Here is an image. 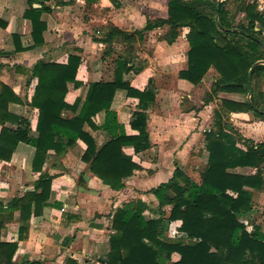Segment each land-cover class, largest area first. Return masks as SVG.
<instances>
[{
  "label": "crops",
  "instance_id": "0c3cea01",
  "mask_svg": "<svg viewBox=\"0 0 264 264\" xmlns=\"http://www.w3.org/2000/svg\"><path fill=\"white\" fill-rule=\"evenodd\" d=\"M29 1L0 0V83L9 87L18 99L9 105L4 126L15 130L18 119L27 118L30 134L36 137L38 110L29 105L38 81L30 79L35 64L43 61L66 65L69 56L80 57L76 76L79 86L68 84L65 97L69 105L79 102L78 113L91 84L114 81L113 60L123 49L113 44L114 53L106 56V46L96 39L102 37L108 25L134 32L142 31L148 21L167 19L170 0H99L90 6L83 0H49L45 4L50 11L41 16L46 24L44 42L34 48L31 22L24 14L30 6L34 9L41 6L29 5ZM260 1L253 0V3L257 11L264 14L259 11ZM168 30L169 27L164 26L144 33L143 39L135 45L136 71L123 76V81L139 91H144L151 83L154 93V101L146 111L151 146L138 154L133 147L123 149L139 167L125 181L124 189H111L88 170L82 161L86 145L78 141L61 157L48 152L41 170L53 177L46 204L41 201L37 205L32 202L19 207L15 204L17 201L27 194L37 193L36 183L41 173L33 171L35 149L20 143L9 161L0 160V264H8L10 259L11 249L1 248L3 245H16L12 264H107L109 240L114 234L112 216L117 209L141 201L146 206L145 219H158L161 212L169 214L170 207L160 208L151 190L169 182L177 168L200 182V173L208 163L206 134L219 120L217 114L221 112L222 101L251 103L250 97L249 94L219 93L206 104L205 96L217 78L215 70L211 68L197 86L181 79L179 73L187 67L190 49L186 40L188 29H183L172 44L163 39ZM137 105L138 100L129 98L125 90L116 91L111 109L127 136L138 134L130 126ZM92 121L97 126L102 125L104 113L97 114ZM223 121L243 139L264 143V121L252 112H230ZM1 130L0 126V133ZM84 130L99 148L110 140L103 131L87 126ZM236 146L246 149L239 142ZM262 171L264 177V166ZM228 173L254 176L257 170L235 168ZM252 192L253 213L241 220L249 233L256 226L262 227L264 233V190ZM39 209L41 212L35 215V210ZM180 227V221L168 223L166 237H182ZM178 258L173 256L175 261Z\"/></svg>",
  "mask_w": 264,
  "mask_h": 264
},
{
  "label": "trees",
  "instance_id": "16d2710c",
  "mask_svg": "<svg viewBox=\"0 0 264 264\" xmlns=\"http://www.w3.org/2000/svg\"><path fill=\"white\" fill-rule=\"evenodd\" d=\"M48 1L30 0L29 5L36 3L41 7L30 6L24 14L31 22L33 48L44 42L46 24L41 16L50 11L45 4ZM83 1L90 6L99 0ZM164 26L169 27L163 37L168 44L175 42L183 29H188L186 40L190 49L187 67L179 73L181 79L197 86L211 68L215 70L217 78L205 96L206 104L219 93L247 96L252 88L251 103L222 101L219 120L206 134L208 163L200 173V182L177 168L169 182L150 191L160 208L170 207L169 214L161 212L158 219L147 220L143 215L146 206L141 201L124 204L115 211L107 264H264L262 227L256 226L249 233L241 220L253 213L252 191L264 190V143L243 139L223 121L230 112H252L264 121V64L257 65L249 79L250 69L257 62H264V14L257 11L253 0H170L168 18L148 21L142 31L125 32L108 25L96 41L106 46V56L114 53L113 44L123 46L113 60L114 81L91 84L78 113L79 102L69 105L65 97L68 84L79 86L76 76L80 57L69 56L66 65L37 62L30 71V79L38 81L29 104L38 110L36 137L30 134L27 118L18 119L15 130L4 126L9 105L18 99L9 87L0 83V160L9 161L18 144L24 143L35 149L32 167L41 173L37 193L27 194L15 204L26 207L42 201L45 205L53 179L41 172L48 152L61 157L78 141L86 145L82 161L88 170L115 191L125 188V181L139 167L123 149L133 147L138 154L150 148L146 111L154 101V93L151 83L139 91L123 81V76L136 71L135 45L144 33ZM117 90H125L129 98L138 100L130 122L131 129L138 133L135 136L125 134L111 109ZM99 113H104V122L97 126L92 118ZM85 126L105 132L110 140L99 148L84 130ZM238 142L246 149L238 148ZM245 167L255 168L257 173L254 176L228 173ZM1 208L0 203V212ZM40 212L35 210L34 214ZM175 221L181 222L179 232L183 235L170 239L165 235L167 224ZM2 247H10L8 264H12L16 245ZM174 255L178 260H173Z\"/></svg>",
  "mask_w": 264,
  "mask_h": 264
},
{
  "label": "water",
  "instance_id": "95a60500",
  "mask_svg": "<svg viewBox=\"0 0 264 264\" xmlns=\"http://www.w3.org/2000/svg\"><path fill=\"white\" fill-rule=\"evenodd\" d=\"M219 2H220V1H219ZM263 64H264V62H257V63H256L251 69H250V71H249V79L251 78V74H252L253 69H254L257 65H263ZM251 93H252V88H250L249 97H250Z\"/></svg>",
  "mask_w": 264,
  "mask_h": 264
},
{
  "label": "built area",
  "instance_id": "2783aa9c",
  "mask_svg": "<svg viewBox=\"0 0 264 264\" xmlns=\"http://www.w3.org/2000/svg\"><path fill=\"white\" fill-rule=\"evenodd\" d=\"M259 11L264 13V0L259 2Z\"/></svg>",
  "mask_w": 264,
  "mask_h": 264
},
{
  "label": "rangeland",
  "instance_id": "374dc122",
  "mask_svg": "<svg viewBox=\"0 0 264 264\" xmlns=\"http://www.w3.org/2000/svg\"><path fill=\"white\" fill-rule=\"evenodd\" d=\"M175 259V258H174Z\"/></svg>",
  "mask_w": 264,
  "mask_h": 264
}]
</instances>
